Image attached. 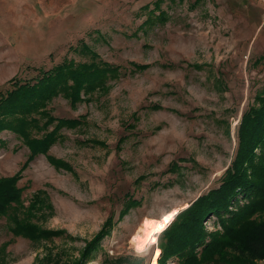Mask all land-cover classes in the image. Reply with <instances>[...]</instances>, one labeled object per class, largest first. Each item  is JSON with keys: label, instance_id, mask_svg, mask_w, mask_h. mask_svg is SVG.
Instances as JSON below:
<instances>
[{"label": "rangeland", "instance_id": "374dc122", "mask_svg": "<svg viewBox=\"0 0 264 264\" xmlns=\"http://www.w3.org/2000/svg\"><path fill=\"white\" fill-rule=\"evenodd\" d=\"M262 56L264 0H0V96L63 62L117 71L33 114L49 124L34 138L76 124L29 164L23 139L0 132V178L18 175L25 205L41 201L32 222L56 234L31 242L0 219L1 264H152L159 234L230 165Z\"/></svg>", "mask_w": 264, "mask_h": 264}, {"label": "trees", "instance_id": "16d2710c", "mask_svg": "<svg viewBox=\"0 0 264 264\" xmlns=\"http://www.w3.org/2000/svg\"><path fill=\"white\" fill-rule=\"evenodd\" d=\"M258 61H264V56ZM116 72L106 64L63 62L40 72L37 78L20 80L5 96H0V132L6 130L23 139L29 149L26 162L29 164L56 142L59 129L72 128L76 124L75 120L59 119L52 131L34 138L30 135L34 130L39 132L49 124L40 125L33 114L47 115L38 111L56 95L78 101L80 94L103 88L106 76H115ZM47 120L52 123L55 119ZM236 137V151L218 185L191 202L159 234L157 264H254L264 261V85L254 98V104L242 113ZM47 160L55 167L66 166L50 156ZM18 181V175L0 178V219L5 220L7 231L31 242L56 235L32 222L41 201H37L34 194L25 205ZM211 219H214V229L208 230L205 224ZM105 234L103 229L87 244L84 258L99 246ZM6 246L3 244L0 250V264L5 262Z\"/></svg>", "mask_w": 264, "mask_h": 264}, {"label": "snow or ice", "instance_id": "6c2138e0", "mask_svg": "<svg viewBox=\"0 0 264 264\" xmlns=\"http://www.w3.org/2000/svg\"><path fill=\"white\" fill-rule=\"evenodd\" d=\"M170 219V217L169 216H166L165 218H164V220H165V222H167L168 220ZM147 226V225H146ZM154 231H160V228H156V229H154ZM155 241H153V243H154ZM142 250V249H141Z\"/></svg>", "mask_w": 264, "mask_h": 264}, {"label": "bare ground", "instance_id": "6f19581e", "mask_svg": "<svg viewBox=\"0 0 264 264\" xmlns=\"http://www.w3.org/2000/svg\"><path fill=\"white\" fill-rule=\"evenodd\" d=\"M156 262H157V258H155V259L153 260L152 264H156Z\"/></svg>", "mask_w": 264, "mask_h": 264}]
</instances>
